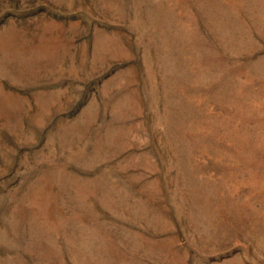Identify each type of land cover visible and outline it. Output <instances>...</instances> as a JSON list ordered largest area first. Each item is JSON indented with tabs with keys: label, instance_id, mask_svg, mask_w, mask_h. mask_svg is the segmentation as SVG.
Here are the masks:
<instances>
[{
	"label": "rangeland",
	"instance_id": "obj_1",
	"mask_svg": "<svg viewBox=\"0 0 264 264\" xmlns=\"http://www.w3.org/2000/svg\"><path fill=\"white\" fill-rule=\"evenodd\" d=\"M0 264H264V0H0Z\"/></svg>",
	"mask_w": 264,
	"mask_h": 264
}]
</instances>
